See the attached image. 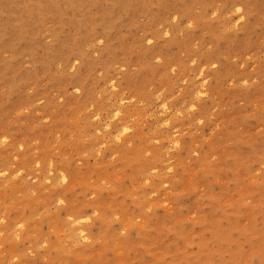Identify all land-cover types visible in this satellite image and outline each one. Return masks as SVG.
Instances as JSON below:
<instances>
[{"label": "rangeland", "instance_id": "1", "mask_svg": "<svg viewBox=\"0 0 264 264\" xmlns=\"http://www.w3.org/2000/svg\"><path fill=\"white\" fill-rule=\"evenodd\" d=\"M0 264H264V0H0Z\"/></svg>", "mask_w": 264, "mask_h": 264}]
</instances>
